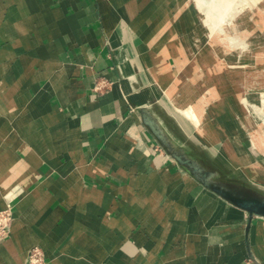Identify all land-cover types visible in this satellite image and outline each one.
Wrapping results in <instances>:
<instances>
[{
  "label": "crops",
  "instance_id": "crops-1",
  "mask_svg": "<svg viewBox=\"0 0 264 264\" xmlns=\"http://www.w3.org/2000/svg\"><path fill=\"white\" fill-rule=\"evenodd\" d=\"M113 1L0 0V209L15 214L0 264L34 246L46 264H264V218L246 236L243 210L160 167L138 108L176 118L155 81L135 84L147 2ZM128 100L140 124L125 132Z\"/></svg>",
  "mask_w": 264,
  "mask_h": 264
},
{
  "label": "bare ground",
  "instance_id": "bare-ground-1",
  "mask_svg": "<svg viewBox=\"0 0 264 264\" xmlns=\"http://www.w3.org/2000/svg\"><path fill=\"white\" fill-rule=\"evenodd\" d=\"M119 1L121 0L113 1L114 5H117ZM127 1L130 4L133 2V0ZM184 3L187 10L183 11L186 13L195 11L202 18L199 17L200 19L190 26L187 25L188 22H184L180 14H177L173 21L164 19L158 25L160 20L155 21L149 31L136 41L133 40L136 55L141 58L151 82L155 81L157 88L164 94L165 101L181 127H184L197 142L208 146L227 167L247 179L264 182V169L260 167L258 160H252L250 150L248 151L250 146L264 152V118L256 114L258 105L252 102L255 98L264 103V96L261 95L258 87L254 89L249 87L252 89L249 93L242 91L244 84L252 81L253 78H260L259 84L264 85V62H261L263 68L261 72L250 70L248 74H244L242 66H248V62H250L249 65L258 64V55L252 53L254 48L243 53L242 51L249 45L235 38L226 37L228 29L238 25L236 24L238 20H250L248 17L243 19L239 14L245 11L244 0H184ZM191 5L193 8L190 7ZM176 6L178 10L179 5ZM133 11L124 13L123 19H130L129 13ZM169 26L172 27L167 31ZM200 27L204 28L202 33L204 37L198 36L196 32ZM171 29L181 34L179 41H174ZM218 33H222L224 37L218 36ZM259 39L260 35L257 36V45H259ZM200 43L204 46L198 52ZM223 44H226V47ZM168 46L172 47V52H169ZM234 51L236 53L232 55ZM182 55L185 57L186 64L180 62L179 57ZM244 55L247 64L240 63L244 61ZM167 56H170L172 63L176 65V71L173 73L164 62ZM213 67H217L219 73L214 74ZM200 73L204 78L201 85L203 91H199L194 98L191 93L194 90L198 92L197 77ZM179 85L183 87L184 96L176 98L177 96L175 97L172 92ZM242 93L246 94L243 105L239 103ZM207 104L217 114L216 123L209 119L205 107ZM261 112L264 115V110Z\"/></svg>",
  "mask_w": 264,
  "mask_h": 264
},
{
  "label": "rangeland",
  "instance_id": "rangeland-1",
  "mask_svg": "<svg viewBox=\"0 0 264 264\" xmlns=\"http://www.w3.org/2000/svg\"><path fill=\"white\" fill-rule=\"evenodd\" d=\"M144 3H146L147 5L145 4L146 6L144 8H142V12H140L138 14V16H141L140 20L142 23L144 21V18H146V21H144V23L141 24V26L143 25V27H141V35H142V33L144 35L147 31H149L150 26H152L155 21L158 22L160 20L157 23V25L160 24L161 22H163L164 19H169L170 21H173L174 18L177 16V14H180L182 16V18H184V22H188L187 23L188 26L192 25L195 21H198L200 19L199 17H201L200 15L198 16L197 12H195V11H190V12L186 13L185 11L187 9L185 7L186 4L184 3V0H148V1L145 0ZM176 5H179L178 10H177L178 6H176ZM243 5L245 6V11H243L242 13H239L240 17H242L243 19L248 17L250 20H248V19H245L243 21L241 19H240L241 21L238 20L237 21L238 23L236 22V24H238V25H236L237 27L235 26L236 28L235 27L234 28L229 27L230 29H228V31L226 33V37L235 38L237 41L245 42L244 43L245 45H249V47L245 48L242 51L243 53H246L247 51H249L250 48H254V51H252V53L253 54L257 53V55H258L257 59L259 60L258 64L260 66L264 62V0H244ZM151 7L155 8L154 12H151L149 10V8H151ZM190 7L193 8L192 5ZM183 10H185V11H183ZM131 13L132 12H130L129 14H131ZM115 15H117V14H115ZM240 22H242L243 24ZM172 26H174V23H172ZM172 26H169L167 31H169V29ZM203 29L204 28H202V27L197 29L196 32L198 33V36L200 35V36L204 37L202 34ZM167 31L165 30V32H167ZM170 31L173 32L175 42H177L181 39V34L177 30L171 29ZM240 32H242V33H240ZM217 35L224 37L222 33H218ZM258 35H260V39L258 41L259 45H257V43H256ZM107 38H108V36H107ZM161 40H162V38H161ZM199 42H200V40H199ZM202 44H203V41H202ZM202 44L201 43L199 44L198 52L200 51V49H202L201 47L204 46ZM193 45L195 46L196 43ZM223 45L226 47V44H223ZM167 48H169L168 49L169 52H172L171 46H168ZM223 50H225V49L223 48ZM201 52H203V50ZM234 53H236V52L234 51L231 54L234 55ZM244 57H245L243 59L244 61L240 62V63H242V64L246 63L247 64V62H245L246 56L244 55ZM137 58H138L139 62L142 64V66L144 67V65L141 61V58H139V57H137ZM179 58H180L181 64H183V63L186 64V60H185V57L183 55L180 56ZM247 60H249V59L247 58ZM164 62H167V64L170 65V69L169 68L168 69L171 70L172 73L176 71V65L172 63L170 56H167ZM240 63H238V66H240ZM248 63L250 64V62H248ZM249 64H248V66H245V65H243L244 67L242 66L244 74H248L250 72V70L261 72L263 69V68L261 69V67H259V66H255V65L251 66ZM232 68H235V67H232ZM144 69H145V67H144ZM217 69H218L217 67H213V73L214 74L219 73L218 72L219 69L218 70ZM135 74H136V81H137V82H135L136 86H138L140 88H147V89L151 88L152 85H151V81L149 78L145 79L146 80L145 82L142 81V74H143L142 70L137 69ZM244 74H243V77H245ZM216 76H218V75H216ZM197 79H198V92L196 90H194L191 94V96L194 98L197 97L199 91H203L201 89V85L204 81L203 74L200 73L199 76L197 77ZM259 82H261L260 78H258V79L253 78L252 81L251 80L247 81L246 82L247 85H245L246 83L244 84L242 91L249 93L252 91V89H250V88L254 89L255 87L256 88L258 87L260 89V93H262L261 95L264 96V85L259 84ZM154 87L157 88L156 85H154ZM225 87H227V86L225 85ZM206 89H208V88H206ZM111 90H112V85H111V88L108 89V91H111ZM195 91H196V93H195ZM173 94L175 97L177 96L176 98L183 97L184 92H183L182 85L181 86L179 85L177 88H174ZM242 94L243 95L239 99V103H241V105H243L244 100H245V96H246L245 93H242ZM158 95H159L160 99L167 104V102L164 99L165 96L163 93L160 92V90H158ZM253 99H255V98H253ZM253 99H252V102L256 106L258 105L257 106L258 107V109H257L258 113H256V114H258L260 117L264 118V115L261 112L262 110H264V105H263L264 103H262L261 101L259 102V100H256V99L253 100ZM126 106H127V110L124 112V115L121 116V113H120L121 117L119 118V124H122L123 120L126 118L128 120V125L126 126L124 131L128 132L129 129H131L132 123L136 124V123H139L140 121L136 117L137 111L133 109V103L130 100H128V105H126ZM122 107H123V105H122ZM261 108H262V110H261ZM150 109L156 115V117H158V119L161 121V123L164 126L165 130L167 131L168 135L172 138V141L174 142V144H176L175 146H177V147L179 146L180 148H182L184 151H186L187 154H189L190 156L195 158L200 164H202L207 169L216 171L222 180H224V181L228 180V181L236 182L239 184H243L247 187H251L255 190H258L259 192L264 194V188L263 187L259 186L256 183H253L252 181H250L251 179L248 180V179L244 178L243 176H241L240 174H238L234 170H229L220 162V160H218L216 158V156H214L211 153V151L208 150V148H206L202 144L197 143L196 141H193V139L188 137V135L186 133H184V130L180 127V125H178L177 121L164 108L160 107L157 103H153L152 108H150ZM214 115H215V113H214ZM141 124H142V122H141ZM141 126H143L145 128V130L147 131V133L149 134V136H151L154 139L155 149L157 150L156 153H157V155H161L163 158V163L160 167H163L164 165L171 163V166L173 168L177 169L179 167L178 168L179 170H182V172H184L187 175H189L190 177H192L183 167L178 165L177 162L167 154V152L162 148V146L154 138V136L150 133V131L143 124ZM116 127L119 128V126H116ZM249 150H251V151H249ZM248 151H249L253 161L258 160L259 164H261L262 162L264 163V152H260L258 150H255V149L251 148L250 146L248 147ZM171 161H173V162H171ZM179 172H181V171H179ZM252 180L258 181L255 179H252ZM258 182L264 184V182H261V181H258ZM198 184H200V183H198ZM222 200H224V199H222ZM0 212H8L9 214L12 215V219L9 222L10 230H11L13 221L15 219L13 206L11 204H5V207L3 209H0ZM254 218H257V217H254ZM10 230H9V232H10ZM9 232H8L6 238L3 240V242H0V246L9 237ZM34 248H38V249L42 250V248L40 246H34L29 250V252ZM26 260H27V257H26ZM25 263H26V261L24 262V264ZM45 264H46V260H45Z\"/></svg>",
  "mask_w": 264,
  "mask_h": 264
},
{
  "label": "water",
  "instance_id": "water-1",
  "mask_svg": "<svg viewBox=\"0 0 264 264\" xmlns=\"http://www.w3.org/2000/svg\"><path fill=\"white\" fill-rule=\"evenodd\" d=\"M142 124L150 131L167 154L183 167L205 189L215 193L229 204L243 210L248 216L246 236L254 217L264 218V194L251 187L224 181L214 170H209L179 146H175L161 121L148 107L138 108Z\"/></svg>",
  "mask_w": 264,
  "mask_h": 264
},
{
  "label": "built area",
  "instance_id": "built-area-1",
  "mask_svg": "<svg viewBox=\"0 0 264 264\" xmlns=\"http://www.w3.org/2000/svg\"><path fill=\"white\" fill-rule=\"evenodd\" d=\"M97 89H101V87H97ZM11 219L12 215L8 212H0V242L6 238L10 230L9 222ZM25 264H45L44 252L38 248L32 249Z\"/></svg>",
  "mask_w": 264,
  "mask_h": 264
}]
</instances>
